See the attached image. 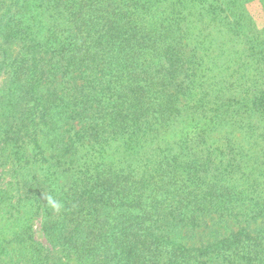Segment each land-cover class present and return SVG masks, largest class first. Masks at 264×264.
<instances>
[{"label": "trees", "instance_id": "trees-1", "mask_svg": "<svg viewBox=\"0 0 264 264\" xmlns=\"http://www.w3.org/2000/svg\"><path fill=\"white\" fill-rule=\"evenodd\" d=\"M0 80V264H264V0H0Z\"/></svg>", "mask_w": 264, "mask_h": 264}, {"label": "rangeland", "instance_id": "rangeland-1", "mask_svg": "<svg viewBox=\"0 0 264 264\" xmlns=\"http://www.w3.org/2000/svg\"><path fill=\"white\" fill-rule=\"evenodd\" d=\"M248 9L249 11L252 13V15L254 14L255 16V20H257V24L260 25L261 24V18L259 16L256 15V12H257V9L258 7L255 6V5H251V6H248ZM1 81L0 80V84H1ZM34 231L36 232V238L44 245L46 246V241L42 235V233L39 231V224H38V221L36 220L35 223H34Z\"/></svg>", "mask_w": 264, "mask_h": 264}]
</instances>
